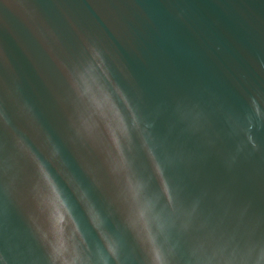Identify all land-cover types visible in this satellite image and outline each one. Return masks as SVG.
I'll list each match as a JSON object with an SVG mask.
<instances>
[{"label": "water", "instance_id": "1", "mask_svg": "<svg viewBox=\"0 0 264 264\" xmlns=\"http://www.w3.org/2000/svg\"><path fill=\"white\" fill-rule=\"evenodd\" d=\"M0 264H264V0H0Z\"/></svg>", "mask_w": 264, "mask_h": 264}]
</instances>
